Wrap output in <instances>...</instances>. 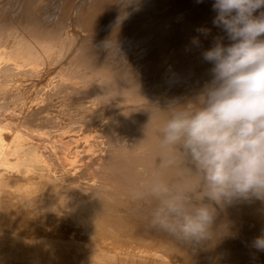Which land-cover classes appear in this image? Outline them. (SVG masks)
<instances>
[{"label":"bare ground","instance_id":"obj_1","mask_svg":"<svg viewBox=\"0 0 264 264\" xmlns=\"http://www.w3.org/2000/svg\"><path fill=\"white\" fill-rule=\"evenodd\" d=\"M213 2L0 0V264H264V203L218 209L189 245L130 195L160 171L158 108L193 98L202 52L230 43Z\"/></svg>","mask_w":264,"mask_h":264},{"label":"clouds","instance_id":"obj_2","mask_svg":"<svg viewBox=\"0 0 264 264\" xmlns=\"http://www.w3.org/2000/svg\"><path fill=\"white\" fill-rule=\"evenodd\" d=\"M212 9L230 43L217 36L202 52L211 78L193 98L156 107L166 114L156 129L160 171L130 193L149 205L150 227L189 245L215 236L218 209L264 203V11L254 15L264 0H214ZM191 43L199 47V37ZM252 247L264 251V233Z\"/></svg>","mask_w":264,"mask_h":264}]
</instances>
